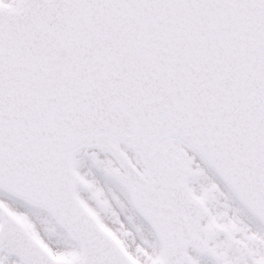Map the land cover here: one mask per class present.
I'll return each mask as SVG.
<instances>
[{
    "label": "snow or ice",
    "instance_id": "obj_1",
    "mask_svg": "<svg viewBox=\"0 0 264 264\" xmlns=\"http://www.w3.org/2000/svg\"><path fill=\"white\" fill-rule=\"evenodd\" d=\"M0 264H264V0H0Z\"/></svg>",
    "mask_w": 264,
    "mask_h": 264
}]
</instances>
